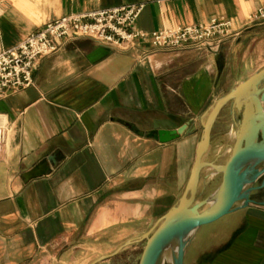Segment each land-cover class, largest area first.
<instances>
[{"label":"crops","instance_id":"0c3cea01","mask_svg":"<svg viewBox=\"0 0 264 264\" xmlns=\"http://www.w3.org/2000/svg\"><path fill=\"white\" fill-rule=\"evenodd\" d=\"M263 2L5 0L0 52L62 16L135 3L144 5L135 26L148 35L220 16L234 32L215 51L67 40L40 60L32 86L0 99L7 128L0 152V264H99L146 242L184 192L212 109L264 69V23L248 22ZM256 89L264 109V76L241 100ZM234 103L212 120L202 162L220 166L229 158L242 111ZM226 118L236 131L218 164L209 155ZM182 128L167 142L157 138L159 130ZM43 160L46 174L27 179ZM222 180L221 171L202 166L195 201ZM252 197L257 203L195 229L183 264H264V187Z\"/></svg>","mask_w":264,"mask_h":264},{"label":"water","instance_id":"95a60500","mask_svg":"<svg viewBox=\"0 0 264 264\" xmlns=\"http://www.w3.org/2000/svg\"><path fill=\"white\" fill-rule=\"evenodd\" d=\"M264 76V69L251 79L221 98L210 112L204 125V137L198 144L194 161L184 192L176 206L171 208L149 233L145 234L146 244L140 264H156L165 247L171 242L177 244L172 253L173 264H183L184 249L188 239L199 226L211 223L239 207L257 203L252 193L264 187V109L258 94L259 89L247 91L241 100V93L249 87L255 88L256 81ZM235 99V106L242 108L241 120L236 131L231 154L225 164L215 165L202 162L200 148L209 140V129L221 107ZM183 131L159 130L157 138L167 142ZM148 136H154L152 133ZM209 165L223 174L219 188L205 199L195 201L199 172L204 165ZM48 171L43 160L26 175L27 179L36 178ZM260 185H255L259 177ZM238 203H242L238 206Z\"/></svg>","mask_w":264,"mask_h":264},{"label":"built area","instance_id":"2783aa9c","mask_svg":"<svg viewBox=\"0 0 264 264\" xmlns=\"http://www.w3.org/2000/svg\"><path fill=\"white\" fill-rule=\"evenodd\" d=\"M4 1L0 0V7ZM143 6L135 3L62 16L31 32L16 46L1 51L0 99L32 86L40 60L55 53L67 40L91 38L117 48L146 43L155 49L215 51L234 32L231 20L220 16L205 23L165 28L148 35L135 26ZM248 22L264 23V2ZM6 131V125L0 123V152Z\"/></svg>","mask_w":264,"mask_h":264},{"label":"rangeland","instance_id":"374dc122","mask_svg":"<svg viewBox=\"0 0 264 264\" xmlns=\"http://www.w3.org/2000/svg\"><path fill=\"white\" fill-rule=\"evenodd\" d=\"M237 119V118H236ZM225 124L223 129L220 128V136L217 138L220 141H216L215 139L213 140V144H212V153H210L209 158L215 160V163H222L225 158L227 157L228 153H229V148L230 145L233 141V134L235 133V128L236 126H234V128H231L230 125V121L228 120V118L225 119ZM219 133V132H218ZM232 133V134H231ZM217 137V133H215L214 138ZM226 144V146H224ZM224 147H221V146ZM216 150H220L217 154ZM217 156V157H216ZM213 189V187H212ZM207 193H205V195H207ZM152 228V224H150L149 226H144V228ZM136 235H134L135 238ZM145 241H141V242H135L133 244L128 245L119 255L115 256L114 258H112L109 261H104L101 262L99 264H137L139 256L143 250V247L145 246ZM169 249H171L172 251H175V248H171L169 247ZM166 257H170V253L168 252V254H166ZM165 255H162L159 257L157 264H160L162 262V258ZM170 264V263H169Z\"/></svg>","mask_w":264,"mask_h":264},{"label":"bare ground","instance_id":"6f19581e","mask_svg":"<svg viewBox=\"0 0 264 264\" xmlns=\"http://www.w3.org/2000/svg\"><path fill=\"white\" fill-rule=\"evenodd\" d=\"M169 247L177 249V244L174 242V240H173V242L168 244L167 247H165V249L163 250L162 255H165V256H163L162 262L160 264H169V263L173 264V261H172V253H173V251L171 249H169ZM168 252L170 253V257L169 256L166 257L167 256L166 254H168Z\"/></svg>","mask_w":264,"mask_h":264}]
</instances>
